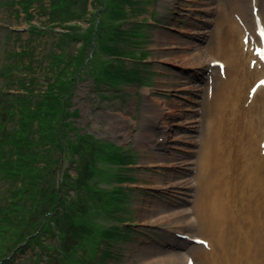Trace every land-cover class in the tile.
<instances>
[{"label": "rangeland", "instance_id": "1", "mask_svg": "<svg viewBox=\"0 0 264 264\" xmlns=\"http://www.w3.org/2000/svg\"><path fill=\"white\" fill-rule=\"evenodd\" d=\"M110 3V0H104V4ZM142 4L145 5L142 9L146 14H139L134 19L142 22L148 18V36L137 44L126 45L130 47L126 49L132 50H127L125 54L142 51L145 53L135 55L144 56L138 58V62L135 60L137 63L124 56L118 63L125 64L127 70L136 67L139 74H146L144 82L147 84L132 85L127 81L120 90L104 86L103 97L97 93L94 77L90 74L93 66H103L107 64L104 59H108L103 56L100 58V53L89 49L87 66L80 67L87 74L82 76L83 80L77 81L70 108L72 112L77 111L74 121L82 132L96 140L120 145L128 156L133 152L135 157V166L127 171L134 178L132 183H121L126 188L128 204L125 216L121 217V227L122 230H129V237L110 242L109 249L101 245L105 264H145L159 259L157 257L172 255L173 252L185 253L195 246L196 239L187 237L186 228L173 223V220L153 222L158 216V204L164 205L171 212L189 206V190L176 186V182L194 174L190 169L192 167L184 162L188 158H195L193 152L196 150L191 146L201 138L204 106L210 97L214 72L218 67L214 65L213 72L205 63H196V60L194 63L193 60L204 58L206 51L210 54L218 38L230 29L225 22L226 19L230 20L229 16L238 19L239 15L236 14L243 9L250 12V4H258L259 9H264V0H142ZM95 7L102 8L100 0L96 5L91 0L86 12L94 13ZM15 9L12 0H0V91L8 92L9 97H21L24 92L23 96L36 98L43 93L56 71L51 69V55L58 51L63 53L67 62L62 66L66 77L69 67L75 64L81 43L75 41L65 46L59 44L58 38L63 31L60 28L45 38L32 36L28 31L30 21H27L24 13L19 14ZM89 18L87 15L78 20L80 26L88 29L84 30L85 35L92 31L87 24ZM32 22L41 24L36 18ZM107 22L111 23L110 20ZM132 23L133 19H130L118 28L129 29ZM130 32L134 31L130 29ZM75 36L78 37L79 32ZM191 46L198 47L201 55L192 49L182 51V47ZM21 50L26 53L23 55ZM121 50L125 51L122 47ZM181 54L195 58L192 62L184 61L179 58ZM13 64H17L19 70H14L15 83L8 86L6 74L10 70L7 66ZM155 102L160 103L161 112L156 114L159 122L151 113ZM146 109L150 112V121H147ZM68 121H72V118ZM78 140L80 143L81 137ZM66 143V152L63 148L64 153H61L62 169L72 166V162L68 161H73L74 156H67L73 145L70 140ZM79 155L74 157L77 170L70 169L73 175L83 172L88 163L84 158L83 161L81 159L84 151ZM152 164L155 166L151 167ZM88 169L91 174L99 172V177L106 170L109 171L103 164L99 165V169L95 166H89ZM99 219L101 221L97 222L103 225L105 221ZM108 221L112 222L110 219ZM77 241L83 248L81 252L91 257L94 251L93 239L83 237ZM108 250L114 252L112 256ZM69 253L64 256L71 264H99V260H102L99 255L89 258L73 250ZM16 255L15 259H9V264H38L35 259H30V256H35L30 250ZM46 259L47 254H44L42 260Z\"/></svg>", "mask_w": 264, "mask_h": 264}, {"label": "trees", "instance_id": "2", "mask_svg": "<svg viewBox=\"0 0 264 264\" xmlns=\"http://www.w3.org/2000/svg\"><path fill=\"white\" fill-rule=\"evenodd\" d=\"M12 1L16 12L24 13L30 21L28 31L32 36L45 38L60 28L63 31L59 44L65 46L76 41L81 46L75 56L79 62L69 67L66 77L62 68L67 63L63 53L58 51L51 55V69L56 71L39 97L23 96L24 92L21 97H9L8 93L0 91V264H9L10 258L15 259L16 254L24 250L35 253L29 256L38 264H71L64 256L67 252L73 250L90 256L81 252L83 248L77 240L83 237L93 239L91 257L99 255L102 259L99 264H105L101 245L109 249L110 242L129 237V230L121 227V217L125 216L128 205L126 188L121 183H132L134 178L127 171L135 166V157L133 152L128 156L120 145L96 140L82 132L74 121L78 113L70 108L76 83L87 74L80 67L87 66L89 49L100 53V58L108 59H104L107 64L103 66H93L90 74L97 93L103 97L105 87L120 90L127 81L132 85L147 84L144 82L146 74H139L136 67L127 70L125 64L118 63L124 56L134 62L144 56L135 54L145 52L134 50L125 54L132 50L125 46L137 44L148 36V18L142 22L134 19L146 14L142 9L145 5L142 0H110V5L100 0L102 8L95 7L94 13H87L91 0ZM94 2L96 5L98 0ZM87 15L92 31L85 35L84 30L88 29L80 26L78 20ZM34 18L41 24H33ZM130 19L133 23L129 29L118 28ZM20 53L26 52L21 50ZM16 66H7L10 70L6 74L8 86L15 83L14 70H19ZM19 84L22 86L21 82ZM69 118L72 121H68ZM68 140L73 145L67 155H74L73 161H68L72 166L62 169L61 153L63 148L66 152ZM83 151L81 159L88 163L83 172L73 175L70 169L76 171L78 166L74 157ZM100 164L109 171L102 177L99 172L91 174L88 167L99 169ZM99 218L105 221L103 225L97 222L101 221ZM108 251L112 256L114 252ZM44 254H47L46 260H42Z\"/></svg>", "mask_w": 264, "mask_h": 264}, {"label": "bare ground", "instance_id": "3", "mask_svg": "<svg viewBox=\"0 0 264 264\" xmlns=\"http://www.w3.org/2000/svg\"><path fill=\"white\" fill-rule=\"evenodd\" d=\"M236 15L238 19H226L230 29L210 54L206 51L204 58L196 59L179 55L211 70L216 63L222 66L213 70L201 138L191 146L195 158L184 162L194 174L176 182L189 190V206L171 212L158 204L153 219L173 220L186 228L187 237L205 245L145 264H264V56L257 51L263 49L264 39L256 23L257 17L264 29V9L250 4V12L245 8ZM187 49L201 55L196 46L182 47ZM159 104L155 102L151 112L157 122ZM145 113L147 121L152 120L148 109Z\"/></svg>", "mask_w": 264, "mask_h": 264}]
</instances>
